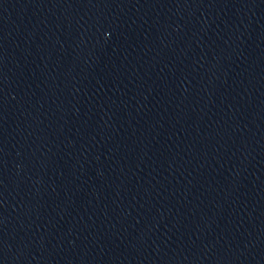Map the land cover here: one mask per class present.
<instances>
[{
    "label": "water",
    "instance_id": "1",
    "mask_svg": "<svg viewBox=\"0 0 264 264\" xmlns=\"http://www.w3.org/2000/svg\"><path fill=\"white\" fill-rule=\"evenodd\" d=\"M0 264H264V0H0Z\"/></svg>",
    "mask_w": 264,
    "mask_h": 264
}]
</instances>
